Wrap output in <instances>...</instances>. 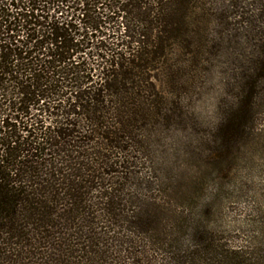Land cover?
Listing matches in <instances>:
<instances>
[{"label":"trees","instance_id":"obj_1","mask_svg":"<svg viewBox=\"0 0 264 264\" xmlns=\"http://www.w3.org/2000/svg\"><path fill=\"white\" fill-rule=\"evenodd\" d=\"M213 3L0 0V264H264V0ZM208 36L234 44L232 93L165 178Z\"/></svg>","mask_w":264,"mask_h":264},{"label":"rangeland","instance_id":"obj_2","mask_svg":"<svg viewBox=\"0 0 264 264\" xmlns=\"http://www.w3.org/2000/svg\"><path fill=\"white\" fill-rule=\"evenodd\" d=\"M231 1L214 0L213 4L216 9L225 10V12L231 14V12H234L230 6ZM241 1L242 4L251 2V0ZM223 29L221 25L218 26V23H214L212 26V30L216 32H221ZM199 40L201 46L195 57L192 54L180 57L182 60L188 61L190 67L193 66L190 80H187L189 77L183 80L189 86L187 100H184L183 106L186 107V113L191 116L193 121L188 126L180 124L177 129L166 132L162 137L161 149H163V155L162 160H158V163L165 178H175L176 176L179 179L187 178L189 175H193V171L198 169L197 149H193L190 140L193 139L197 131L201 132L213 123L216 119L219 102L226 97L228 98L232 93V68L230 67L233 60L234 44L229 43L228 45L227 39L217 41L213 36L200 38ZM212 44H217L218 49L212 47ZM196 87L197 89L194 90ZM199 88H202L200 92L198 91ZM259 111L257 116L258 128L264 130V106ZM256 179L257 189H261V191L263 189L259 193L264 196V170ZM251 206L252 202L249 197L244 198L236 205H226L222 210L226 215L224 221L231 225H237L236 229L238 231L243 225ZM231 234L233 236L237 235L235 233Z\"/></svg>","mask_w":264,"mask_h":264}]
</instances>
